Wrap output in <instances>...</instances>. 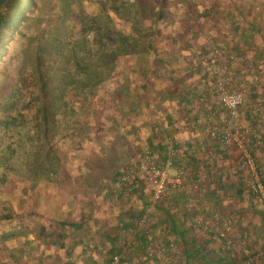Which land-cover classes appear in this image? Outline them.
Here are the masks:
<instances>
[{"label":"rangeland","instance_id":"obj_1","mask_svg":"<svg viewBox=\"0 0 264 264\" xmlns=\"http://www.w3.org/2000/svg\"><path fill=\"white\" fill-rule=\"evenodd\" d=\"M129 1L138 2V14L123 30L137 31L138 54L119 59L112 80L92 91L58 95V78L39 52L44 19L0 65V214H13L0 224V264L32 253L33 264H42L62 240L60 256L65 251L79 264L67 243L83 239L91 248L94 234V244L100 237L106 243L98 246L99 264L114 257L116 264H218L225 248L247 254L235 264H259L264 251L256 253L253 237L264 231V205L252 188L264 177V85L253 75L259 55L251 47L246 65L236 59L230 41L239 34L205 24L206 0H116ZM215 1L209 10L227 28L230 12L224 0ZM260 1L256 15H264ZM52 2L61 7V0ZM160 4L166 15L151 50L146 33ZM72 18L77 23L78 14ZM141 43L159 61L143 84L132 80L144 69ZM234 94L241 101L230 110L223 98ZM160 177L164 191L154 199ZM185 251L192 254L187 261Z\"/></svg>","mask_w":264,"mask_h":264},{"label":"trees","instance_id":"obj_2","mask_svg":"<svg viewBox=\"0 0 264 264\" xmlns=\"http://www.w3.org/2000/svg\"><path fill=\"white\" fill-rule=\"evenodd\" d=\"M52 1L7 0L0 8V65L4 62L6 55L11 49V45L17 39L28 41L31 37L29 36L31 28L41 19L45 20V25L38 32V35L44 40V46L39 52L40 54H46L45 57L49 62V67L58 78L60 87L56 92L60 96H64L66 91L67 93L70 91L74 95H76V91L81 89L92 91L93 88L111 81L115 70L118 68L117 62L120 61L119 59L138 54L136 52V41L137 37H139L137 31L132 34H125L123 30V26L129 25L130 29L134 26L132 21L136 20L138 14V10L135 9L137 1H133V3L130 1L124 2L125 4L122 6V4L118 5L116 0H61L62 4L59 8H55ZM223 2L227 6L225 8L227 13L230 12L228 18L231 25L225 28L221 22H216L215 16L209 10L215 8L213 7L216 5L215 0H206L205 3L203 1L201 4L204 11L203 15L206 13L208 20L205 24H214V29L216 30L218 27L219 32L222 34L226 32H236L239 34L238 38L230 41V43L235 48L233 50L238 56L236 59L243 65H246L247 59L250 58L251 47L254 48V51L259 55V61L256 67L257 72L253 75L258 81H262L264 85V15L262 13L256 15L253 12V9L257 11L261 9L262 3L260 0L239 4H236V0H224ZM164 8L160 4L155 10H152L151 15L154 27L146 33L149 39L146 46H149L151 50L153 49V44L156 43V39L159 37V33H161L160 27L163 25L166 15ZM168 10H170V7ZM124 11H126L125 14L121 16L120 13ZM219 11H221L220 8L215 13H219ZM74 12L78 14L77 23L72 22V13ZM246 12L249 14V19L244 18ZM233 15H235V18H233ZM242 25L244 28L240 32L239 28ZM243 35H245L244 40ZM239 38L241 43H237ZM111 39L115 40L112 42ZM252 41L259 42V44L252 46L254 43L250 44ZM97 45L99 47L95 48ZM139 46L140 56L144 60V69L143 71L141 70L142 73L140 74H137V70L134 71V75L136 76L132 80L141 83V77L147 79L154 75L156 64L159 61H157L156 54L153 51L149 52L146 50L145 45L142 43ZM142 88L145 89L144 86ZM182 111L184 112V109ZM225 113L228 112L225 111ZM164 116H167L166 111L164 112ZM155 140L156 148L160 151L161 142L160 140ZM163 153L161 152L160 156ZM53 160L59 161V158H55L54 156ZM158 161L160 160L156 159V162ZM258 180L264 186V177L258 175ZM29 190L24 191L23 194L29 193ZM12 219L13 214L11 211L0 214V224L4 222L9 224L12 222ZM166 219L168 221L165 222L167 224L169 222L168 228L173 235L174 223L169 215H166ZM56 224L61 229L63 226L65 227L64 222L59 223L56 221ZM21 227H27V225L21 224ZM65 231L61 230L59 233ZM73 242L67 243L66 248L71 252L70 256H74L75 260H77L81 256L78 255V252L76 253L73 247L75 242ZM78 242L84 244L87 241L81 239ZM54 243L59 248L51 251L48 250L46 257L44 259L41 258L42 264H58L57 260H60L59 264H73L74 260L72 261L69 257L67 258V252L64 251L65 255L61 258L59 256L61 255L60 251L62 247L65 246L63 240L55 241ZM109 251L110 249L107 252L109 253ZM184 254L185 258L192 256L189 251H185ZM34 257L37 258L36 254L32 253L24 257V260L16 259L15 263L12 264H33L35 262ZM89 257V255H86L83 259H89ZM106 262L109 263L108 260Z\"/></svg>","mask_w":264,"mask_h":264},{"label":"crops","instance_id":"obj_3","mask_svg":"<svg viewBox=\"0 0 264 264\" xmlns=\"http://www.w3.org/2000/svg\"><path fill=\"white\" fill-rule=\"evenodd\" d=\"M226 185V184H225ZM243 211L241 210V213H242ZM237 222V221H236ZM239 223V222H238ZM252 223V222H251ZM238 227H240V228H238ZM238 227H236L235 226V228H236V230L234 231V235L236 236V235H239L240 236V234L242 233V230H243V228H244V226H242V224H239V226ZM261 228H263V225L261 226ZM255 230H257V228L255 227ZM260 234H261V236H262V238H260ZM99 235V234H98ZM256 235H257V238H256V236L255 237H253V243H255V242H257L256 243V245H257V251H256V253H259V252H262V251H264V248H263V250H260V248H262V247H264V231H262V233L260 232V230H257L256 231ZM100 237V236H99ZM94 238H97L98 239V236L96 235V234H94L92 237H91V244H92V247L91 248H89L88 246H86L87 245V243L88 242H84V244L81 242L80 243V246H79V242H77V243H75L74 245H73V247L75 248L76 246L78 247V249H79V252H78V255H80L81 256V258H78V262H79V264H99L100 263V254H101V252H99V250H98V246H101V247H103L104 248V246L106 245V243H105V241L100 237V239L102 240L100 243H93L94 241H93V239ZM261 242V243H259V242ZM93 247H94V249L97 251V253L96 252H94V250H93ZM112 246H110V248H111ZM57 248H59V246H57L55 243L53 244V249L52 250H56ZM222 251V256H220L219 257V259H218V264H235L237 261L239 262H243L244 261V258H246V256H247V254L245 253V254H243V252H242V250L240 251V253H238L236 250H232V249H230V250H226V248L225 249H223V250H221ZM61 252V251H60ZM219 252H220V250H219ZM209 253H210V251H209ZM221 253V252H220ZM86 255H89L90 257H89V259H83V257L84 256H86ZM60 256V255H59ZM231 258H230V257ZM62 256H60V258H61ZM184 257H185V254H184ZM244 257V258H243ZM189 258H191V257H189ZM260 258H262V259H260ZM259 259V261L258 262H260L259 264H264V256H262V257H260ZM185 259V261H187V259L188 258H184ZM231 259H233L232 261H230ZM86 260V261H85ZM58 264L60 263V260H57L56 261ZM74 262V261H73ZM206 264H208V263H206ZM255 264H258L257 262L255 263Z\"/></svg>","mask_w":264,"mask_h":264},{"label":"built area","instance_id":"obj_4","mask_svg":"<svg viewBox=\"0 0 264 264\" xmlns=\"http://www.w3.org/2000/svg\"><path fill=\"white\" fill-rule=\"evenodd\" d=\"M223 101L228 105V108L230 110H232V109H235L236 106L240 103L241 97L238 94L229 95V96H226L225 98H223ZM246 161H247L248 165H250V161L249 160H246ZM163 176L164 175L162 174L161 177H163ZM161 177H160V179L153 181V183H154V199H159L161 194L164 191V187H163L164 179ZM153 179H157V178L153 177ZM252 188H253V191L258 194L259 201L264 205V186L262 184L257 183ZM261 255L264 256V252L261 253L260 256ZM116 262H117V258L114 257L113 260L109 264H116Z\"/></svg>","mask_w":264,"mask_h":264},{"label":"water","instance_id":"obj_5","mask_svg":"<svg viewBox=\"0 0 264 264\" xmlns=\"http://www.w3.org/2000/svg\"><path fill=\"white\" fill-rule=\"evenodd\" d=\"M7 0H0V8L5 4Z\"/></svg>","mask_w":264,"mask_h":264}]
</instances>
